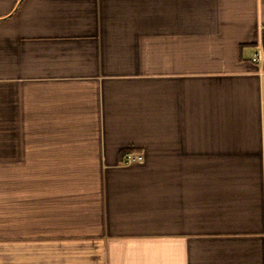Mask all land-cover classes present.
<instances>
[{
	"label": "crops",
	"instance_id": "0c3cea01",
	"mask_svg": "<svg viewBox=\"0 0 264 264\" xmlns=\"http://www.w3.org/2000/svg\"><path fill=\"white\" fill-rule=\"evenodd\" d=\"M0 264H264V0H0Z\"/></svg>",
	"mask_w": 264,
	"mask_h": 264
},
{
	"label": "built area",
	"instance_id": "2783aa9c",
	"mask_svg": "<svg viewBox=\"0 0 264 264\" xmlns=\"http://www.w3.org/2000/svg\"><path fill=\"white\" fill-rule=\"evenodd\" d=\"M261 58V53H256V55L253 58V61H258ZM143 161V155L142 154H135L132 152H128L125 157L124 163L129 165V164H134L138 162Z\"/></svg>",
	"mask_w": 264,
	"mask_h": 264
}]
</instances>
